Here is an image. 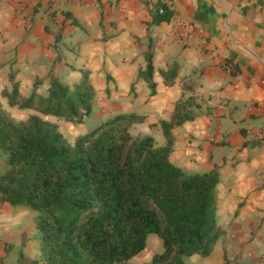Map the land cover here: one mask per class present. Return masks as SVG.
Instances as JSON below:
<instances>
[{
	"label": "crops",
	"instance_id": "1",
	"mask_svg": "<svg viewBox=\"0 0 264 264\" xmlns=\"http://www.w3.org/2000/svg\"><path fill=\"white\" fill-rule=\"evenodd\" d=\"M160 4L171 16L154 23ZM149 64L153 88L138 75ZM84 72L95 97L82 123L62 124L73 143L134 114L143 119L131 136L164 146L160 122L194 99L193 120L171 131L169 160L190 175L217 170L223 233L210 256L191 257L264 264V0H0V95L16 83L22 97H45L52 78L72 87ZM8 113L60 128L54 116ZM39 237L36 213L0 204V264H44Z\"/></svg>",
	"mask_w": 264,
	"mask_h": 264
},
{
	"label": "trees",
	"instance_id": "2",
	"mask_svg": "<svg viewBox=\"0 0 264 264\" xmlns=\"http://www.w3.org/2000/svg\"><path fill=\"white\" fill-rule=\"evenodd\" d=\"M154 23L167 21L163 4ZM152 69L139 72L153 88ZM11 78V76H10ZM7 106L80 124L90 115L95 90L87 73L72 87L50 80L47 96L19 86L4 89ZM193 98L179 100L170 121L160 122L166 144L133 137L134 114L109 118L68 143L58 126L37 115L16 121L0 103V204L36 213L44 264H121L146 247L149 235L162 251L143 264H186L210 256L223 231L216 215L217 170L186 174L174 166L172 129L194 116ZM224 264H237L225 261Z\"/></svg>",
	"mask_w": 264,
	"mask_h": 264
},
{
	"label": "rangeland",
	"instance_id": "3",
	"mask_svg": "<svg viewBox=\"0 0 264 264\" xmlns=\"http://www.w3.org/2000/svg\"><path fill=\"white\" fill-rule=\"evenodd\" d=\"M2 93V92H1ZM28 97V96H27ZM5 99L2 94L0 95V102L4 103L3 109L7 112H11L12 108L8 107L5 104V101L3 100ZM6 100V99H5ZM15 110H17V108H15ZM19 110V109H18ZM7 112V113H8ZM29 111H24L23 113H26ZM9 114V113H8ZM14 119L17 121H22V120H26L25 117L23 115H17L16 113L13 114ZM64 119L63 118H59L58 120V125L60 126L59 128V132L62 134V136L64 137V139L70 143L73 144V137L72 134L70 132H68L62 124H64ZM66 122V121H65ZM99 125V124H98ZM96 126H94L95 128ZM91 130V129H90ZM5 156L0 152V174H2L5 170H6V166H5ZM162 251V243L160 241V239H158L155 235H149L147 238V243H146V247L143 251H141L138 255L136 256H140V261L138 262V259L136 258V256H134L133 258H131L130 260L123 262L121 264H143V263H147L151 260L152 256H154L155 254H158ZM147 255L146 259L144 260V258H141L142 256ZM198 259H196V257H190V258H185L184 261L186 264H197L198 261H196ZM199 263L203 262L202 259H199Z\"/></svg>",
	"mask_w": 264,
	"mask_h": 264
}]
</instances>
